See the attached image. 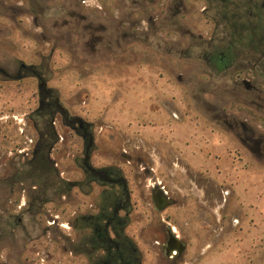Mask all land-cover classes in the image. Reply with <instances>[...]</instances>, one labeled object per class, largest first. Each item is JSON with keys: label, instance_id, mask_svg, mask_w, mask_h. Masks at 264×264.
<instances>
[{"label": "rangeland", "instance_id": "374dc122", "mask_svg": "<svg viewBox=\"0 0 264 264\" xmlns=\"http://www.w3.org/2000/svg\"><path fill=\"white\" fill-rule=\"evenodd\" d=\"M91 7V0H0V69L15 75L20 64L31 67L70 118L90 123L92 165L127 184L130 204L119 216L131 242L122 235L120 242L132 243L141 264H264V160L243 149L227 125L217 122L221 107L229 117L244 112L242 95L222 93L231 83L203 76L197 60L159 58L156 48L147 46L98 50L94 56L88 42L76 44L71 32L63 40L60 31L69 28L61 27V9L88 16ZM37 87L32 77H0V170L8 173L12 152L16 165L10 173L17 183L24 178L18 152L35 138L26 122L45 120L53 110L39 109ZM206 105L216 108L208 112ZM54 118L62 135L60 113ZM68 145L65 152L57 146L51 154L58 165L55 178L33 175L51 189L43 197L48 218H22L30 241L25 243L23 229H17V249L31 248L30 264H83L71 254L78 248L69 217L75 205L59 204L53 191L82 179L67 159L75 149ZM102 189L93 187L97 207L106 204ZM158 189L166 200L162 206L153 197ZM107 193L117 194V187ZM167 229L185 245L176 261L164 253Z\"/></svg>", "mask_w": 264, "mask_h": 264}, {"label": "flooded vegetation", "instance_id": "af4514ba", "mask_svg": "<svg viewBox=\"0 0 264 264\" xmlns=\"http://www.w3.org/2000/svg\"><path fill=\"white\" fill-rule=\"evenodd\" d=\"M91 1L93 7L88 16L80 10L61 9V27L69 28L60 31L63 40H68L71 32L76 44L82 40L88 42L94 56L98 50L110 52L113 48L147 46L156 48L159 58L164 55L182 61H199L204 68L203 76L231 83V87H224L222 93L235 97L242 95L243 100H238L244 112L229 117L226 109L221 107L217 122L227 125L243 149L256 159L264 160V0ZM99 3L102 7L97 6ZM163 48L170 49L164 52ZM0 77L5 81L37 79V106L39 109L53 108L49 118L41 120L38 116L40 120L32 118L26 122L29 135L34 134L35 138H29L26 148L18 152L23 181L17 183L10 173L14 170L12 164L16 165L12 152H9L13 162L8 165V173L0 170V264L31 263V248L26 245L17 249V229H23L20 233L24 235L25 243L29 242L31 238L26 225H22V218L47 219L43 197L51 189L36 181L33 175L45 179L48 175L58 174V165L51 160V154L57 146L63 151L69 149L71 143L75 149L67 153V159L82 172V179L68 181L64 183L66 188L53 190L59 196V204L72 202L75 205L69 217L78 248L71 254L83 264H141V256L132 243L122 245L120 242L121 235L131 242L123 233L125 222L119 216L130 204L127 184L121 176L99 171L92 165L95 135L90 123L70 118L46 87V81L31 67L20 64L15 75L0 69ZM215 108L206 105L208 112ZM55 112L62 117L59 129L62 135L55 128ZM1 156L0 152V160ZM97 185L103 187L104 206L97 207L96 196L92 195L93 187ZM114 187H117V194L107 193ZM84 188H88L87 191ZM73 189L77 192L72 197ZM78 199L81 204L77 203ZM156 202L159 204L160 200ZM60 214L63 218V209ZM59 219L60 216L54 217L51 225ZM59 225L65 228L63 224ZM165 234L164 253L168 259L176 261L182 257L185 245L171 229ZM154 244L158 245V242L154 241ZM179 246H184L182 252L178 251Z\"/></svg>", "mask_w": 264, "mask_h": 264}, {"label": "water", "instance_id": "95a60500", "mask_svg": "<svg viewBox=\"0 0 264 264\" xmlns=\"http://www.w3.org/2000/svg\"><path fill=\"white\" fill-rule=\"evenodd\" d=\"M153 197H154V201H155L156 204H157L156 201L160 200V202H159L160 205L157 204V206H162L164 203H166V200H165L164 196L162 195L161 189H158L157 191H154ZM183 250H184V246H179L178 251L182 252Z\"/></svg>", "mask_w": 264, "mask_h": 264}]
</instances>
